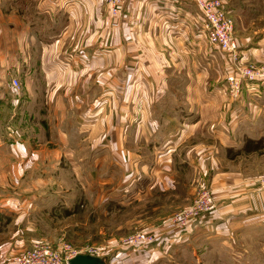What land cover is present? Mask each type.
I'll list each match as a JSON object with an SVG mask.
<instances>
[{
	"label": "crops",
	"instance_id": "crops-1",
	"mask_svg": "<svg viewBox=\"0 0 264 264\" xmlns=\"http://www.w3.org/2000/svg\"><path fill=\"white\" fill-rule=\"evenodd\" d=\"M222 1L235 20L241 62L264 65V0ZM47 2L54 6L44 7ZM39 5L43 8L38 17L27 12L21 19L16 17L20 26H0V39H10L6 29L16 30L18 36L15 46L11 41L0 45V166L13 165L14 152L22 156L17 166L59 165L67 157L63 150H69V134H93L91 149L108 147L119 158L126 193L140 198L148 186L168 189L176 164L200 166L202 173L213 165L216 175L211 185L218 204L205 218L206 231L228 240L236 235L234 231L264 228V188L254 175L239 168V160H230L233 167L227 170L220 168L225 154L214 156L224 148H240L242 142L231 126L238 114L231 109L234 99L217 79L208 81L206 60L207 54L209 59L212 55L194 3L127 0L118 15L111 13L106 0H40ZM29 17L38 18L33 33L35 25L31 26ZM45 20L54 21V27L45 30ZM129 64L135 65L130 68ZM221 64L225 65L223 55ZM20 68L25 81L18 96L10 78ZM122 68L124 80L114 74ZM136 70L154 72L145 80L144 76L133 78ZM167 70L187 73L191 79L166 81ZM96 71L102 73L95 75ZM94 86L103 88L107 101L100 115L95 111ZM167 98L172 108L161 105ZM65 103H70L69 108ZM74 114V124L68 125ZM72 158H68L71 163ZM4 173L0 175V214L23 216L37 202L49 206L46 196L64 201L58 189L43 192V201L41 194L31 190L9 191L17 174ZM7 244L1 249L0 264H14V258L6 255L11 246ZM166 244L169 247L171 240ZM109 253L95 255L106 264H118ZM127 258H120L119 264L128 262Z\"/></svg>",
	"mask_w": 264,
	"mask_h": 264
},
{
	"label": "rangeland",
	"instance_id": "rangeland-1",
	"mask_svg": "<svg viewBox=\"0 0 264 264\" xmlns=\"http://www.w3.org/2000/svg\"><path fill=\"white\" fill-rule=\"evenodd\" d=\"M39 2L40 0H0V26H20L22 22L18 18L21 19L27 12L38 17L39 8H43ZM106 3L110 7L109 0H106ZM46 5L54 6L49 2L43 3L44 7ZM110 11L117 15L111 7ZM37 19L33 18L32 21L29 17L31 26L35 25L31 28V33L37 31ZM232 19L235 25V20ZM50 22L45 20L43 23L45 30L54 27V21L51 24ZM4 32L9 34L10 39L1 38L0 45L11 41L15 46L18 40L17 31L6 29ZM208 43V51L212 56L209 59L210 55L207 54L205 73L208 81L217 79L225 94L234 99L231 109L238 114L231 126L242 142L240 148H224L223 152H214V156L216 158L220 153L225 154L227 158H224L220 168L227 170L233 167L230 160H239V168L246 174L254 175L253 179L256 178V182L263 187L258 178L264 175L261 173L264 172V82L243 84L240 97L233 96L226 80L228 72L225 65L221 64L222 53L209 39ZM200 61L204 63L203 57ZM134 65L129 64V67ZM21 68L12 71L10 78L18 96L23 94L22 81H25ZM153 72L145 70L141 74L136 70L133 78H145ZM99 73L102 71H96L95 75ZM114 74L116 78L125 79L123 68L115 70ZM165 74L166 81L191 79L184 72L167 70ZM177 86H173V89ZM91 90L96 97L95 111L100 115L107 102L103 88L94 86ZM175 92H178V88ZM69 104L65 103L67 108ZM171 104L174 105L169 98L167 102H161V105L168 106L167 108H172ZM26 108L27 105L24 104V109ZM47 108L49 112L52 111L49 104ZM223 115L229 119L225 112ZM225 117L224 122L227 120ZM75 119V114L71 115L68 125ZM73 129L76 130V126ZM56 137V134L52 135V139ZM91 137L93 134H69V150H63L67 157L65 156L63 163L59 165H37L34 162L17 166L22 156L14 152L16 164L0 166V175H5V170L9 174H17L9 191L31 190L32 194H41L43 201V192L54 190L51 191L53 193L58 189L60 198L64 199L63 203L57 202L49 193V198L45 197L49 206L37 202V206L23 216L0 214V254L4 244L8 243L7 245L11 246L6 255L14 258L13 262L18 255L36 245H48L60 252L64 260L81 253L104 255L110 252L114 262L118 264L123 256L128 257V262L124 264H264V228L234 231L236 235L228 236V240L216 235L213 230L206 231L209 225L205 224V218L215 211L218 204L215 189L211 185L216 175L213 165H208L202 173L200 166L194 169L190 165L176 164L170 173L173 182L168 189L151 190V186H148L147 193L136 198L134 192L126 193L121 184L124 172L119 158L108 147L91 149ZM31 140L36 142L33 136ZM1 156L5 157V154ZM70 157H73L72 163ZM204 193L211 198L210 209L205 212L202 210L198 218L190 222L184 212L192 208L197 201H200L201 207H205V202L209 199L203 198ZM59 196L56 198L58 201ZM190 228L192 231L188 232ZM169 239L171 245L166 247V241ZM222 240L224 243L219 242Z\"/></svg>",
	"mask_w": 264,
	"mask_h": 264
},
{
	"label": "built area",
	"instance_id": "built-area-1",
	"mask_svg": "<svg viewBox=\"0 0 264 264\" xmlns=\"http://www.w3.org/2000/svg\"><path fill=\"white\" fill-rule=\"evenodd\" d=\"M127 0H109L111 10L114 14H120ZM194 3L200 13L201 24L211 44L221 51L227 70L226 80L230 85L231 94L239 96L243 84H253L264 80V65L255 66L241 62L239 43L235 37V25L233 17L227 11L222 0H187ZM17 84V81H15ZM258 182L264 187V175L258 178ZM204 199H209L205 207H201L200 201L188 209L185 217L191 220L197 219L200 212L210 209V196L203 194ZM83 254V253H81ZM88 254V253H84ZM91 255H95L89 253ZM78 255V254H77ZM76 256V255H75ZM74 256V257H75ZM73 258V257H72ZM61 256L60 252L48 245H36L22 254L18 255L14 264H68L70 260Z\"/></svg>",
	"mask_w": 264,
	"mask_h": 264
},
{
	"label": "water",
	"instance_id": "water-1",
	"mask_svg": "<svg viewBox=\"0 0 264 264\" xmlns=\"http://www.w3.org/2000/svg\"><path fill=\"white\" fill-rule=\"evenodd\" d=\"M68 264H106V262L97 255L79 254L71 258Z\"/></svg>",
	"mask_w": 264,
	"mask_h": 264
}]
</instances>
